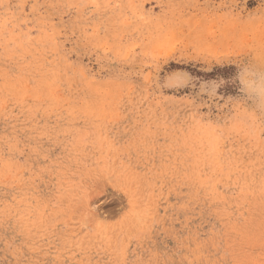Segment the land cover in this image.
<instances>
[{
    "label": "rangeland",
    "instance_id": "obj_1",
    "mask_svg": "<svg viewBox=\"0 0 264 264\" xmlns=\"http://www.w3.org/2000/svg\"><path fill=\"white\" fill-rule=\"evenodd\" d=\"M0 264H264V0H0Z\"/></svg>",
    "mask_w": 264,
    "mask_h": 264
}]
</instances>
